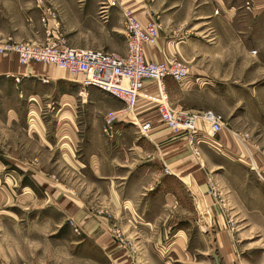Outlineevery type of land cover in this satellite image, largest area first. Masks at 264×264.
<instances>
[{
  "label": "crops",
  "instance_id": "0c3cea01",
  "mask_svg": "<svg viewBox=\"0 0 264 264\" xmlns=\"http://www.w3.org/2000/svg\"><path fill=\"white\" fill-rule=\"evenodd\" d=\"M3 1L0 37L42 42L32 10L36 0ZM53 1L65 44L64 32L102 37L96 45L85 39L66 44L76 49L123 55L125 47L115 45L117 36L124 43L121 11H131L141 24L156 18L161 39L144 47L145 60L179 58L188 68L184 84L163 82L170 106L196 112L188 100L209 94L228 120L219 117L222 126L264 133V0H139L135 6V0ZM102 7L107 20L99 23L93 16ZM154 95V85L145 81L132 113L138 126L150 122V130L141 135L131 125L114 126L119 138L109 145L100 134V115L116 111V99L81 87L78 77L36 64L21 66L14 56L0 55V201L13 195V202L30 207L36 180L42 181V194L61 213L57 229L70 221L81 234L77 245L91 248L81 259L92 264H242L218 213L229 214L224 202L242 193L243 175H237L230 154L210 155L206 134L193 154L183 134L160 125L155 108L148 107ZM98 97L105 100L100 110L94 104ZM46 158L66 170L39 177L35 167ZM7 165L17 170H6ZM198 196L208 216L202 228L189 201ZM113 227L131 241V251L115 244Z\"/></svg>",
  "mask_w": 264,
  "mask_h": 264
},
{
  "label": "rangeland",
  "instance_id": "374dc122",
  "mask_svg": "<svg viewBox=\"0 0 264 264\" xmlns=\"http://www.w3.org/2000/svg\"><path fill=\"white\" fill-rule=\"evenodd\" d=\"M138 1L139 0H135L133 6H135ZM46 2L54 9L57 14V21L60 24L59 6L53 4V0H46ZM4 5V1L0 0V11L3 10L2 8ZM6 8L7 10H11L12 6L8 4ZM100 9L101 8L94 13L93 18L95 21L102 23L106 21L107 18H102L103 14H100ZM32 10L35 11L37 17V10L34 6ZM193 23L197 24V21H193ZM59 28H61V25ZM66 33L67 32H64V37L68 46H72V40L78 41L80 39H85L89 44L96 45L98 41L101 42L102 39V37L97 35H89L86 37L80 35L67 36ZM192 35L193 34H191V37ZM196 37L197 36H195V38ZM158 39L160 40L161 38ZM115 45L117 49H124L123 47L125 46L120 36L116 37ZM184 63L187 65L186 62ZM36 65L49 68L53 70L55 74L71 77L66 72L58 70L53 66L43 64ZM200 88L203 87L201 86ZM188 101L190 103L192 102L196 112L211 111L220 117L223 123H228L226 117L220 116L221 110L219 108V101L215 96L197 94ZM154 102H156L155 95L149 97L148 107L150 109L156 107ZM104 103L105 100L102 97H98V99L94 101L95 107L98 110L104 108ZM116 103L117 108L115 110H121L123 108L122 104L118 103V101ZM110 112H112V110H110ZM110 112H105L100 115V125L103 124V117ZM152 113L155 114V111ZM123 121L127 122L125 119H123ZM51 123L53 124V122ZM119 125L125 126L126 124L117 122L114 126ZM229 125V127L223 126V131L217 135H210L206 128H204V132H202V134L207 135L208 141L210 142L211 147L208 148L210 155L214 158L215 156L230 154L236 162L235 165L238 168L237 175L239 176L241 174L245 179V187L242 193L237 196L231 195L227 197V201H223L226 205H224L223 208L227 207L228 211L230 210L229 214L225 215L224 213L223 215L220 211L218 214L223 221L225 231H227V234L231 237V245L236 258H238L242 264H264V169L260 165V163L264 165V133L236 131L234 126L231 124ZM229 131L248 134V142H246V144L248 145V150L258 167L259 174L263 181H261L255 173L250 171L246 164L240 162L244 153L237 141L230 136ZM112 132H114L113 128ZM100 134L109 145H113L115 139L119 138V135L116 133V138H114V140L110 139L113 141L111 143L102 132V128ZM220 145H222L221 148ZM258 158H260V161ZM46 159H44V163H38L35 167V172L39 177L43 178V174L55 175L58 177L62 171L66 170L65 165L59 162L54 164L50 161L51 159ZM17 167L22 168V165L17 164ZM12 168L15 167L7 165L5 169L11 170ZM39 172H42V174ZM8 174L12 175L10 171ZM7 179L8 181L7 183L5 182V184L9 183L10 185L11 180L9 178ZM35 185V203L34 205H30V207H28L26 202H13V195L4 197V204L0 201V264H92L90 261L81 259L82 255L91 253L90 246L88 244L77 245V240L80 239L81 234L77 235V233H74L73 227L69 225V222H67L66 229H57L59 223L62 221L61 213L55 206H51V202L42 194V187H44L43 182L37 179ZM189 201L190 205L195 207L196 220L200 218L202 221V228V226H205L204 223L208 224V216L204 208V201L201 196L196 197V199L189 198ZM213 202L215 204V201ZM216 202H220L217 197ZM194 246H197V244H194Z\"/></svg>",
  "mask_w": 264,
  "mask_h": 264
},
{
  "label": "built area",
  "instance_id": "2783aa9c",
  "mask_svg": "<svg viewBox=\"0 0 264 264\" xmlns=\"http://www.w3.org/2000/svg\"><path fill=\"white\" fill-rule=\"evenodd\" d=\"M108 6H114V2H110ZM34 7L37 10L38 23L42 27L43 41L15 42L9 38L0 37V55L14 56L17 64L21 66L29 64L53 66L72 77H78L81 87L94 88L119 101L123 108L103 117L102 132L108 140L116 138L117 134L115 131L112 132V128L117 122L135 127L141 135L150 130V122H144L138 126L132 115L145 81L151 82L155 88L156 102L154 104L158 123L172 133L183 134L193 154H196L195 146L200 141L202 129L206 128L210 135H217L223 131L224 127L219 117L211 111H185L171 107L167 102L163 82L165 79H170L175 84H184L188 76V68L177 58H169L163 62L145 60L144 47L156 44L161 29L156 18L141 24L131 11L122 10L121 27L125 53L118 55L113 52L68 47L64 38L58 33L54 9L40 0L35 1ZM100 10V14H103V7ZM27 22L30 21L27 20ZM14 81L18 80L14 79ZM229 133L244 153L241 160L239 159L240 162L246 164L249 170L263 181L246 144L248 134L234 131ZM112 140H110L111 143ZM69 225L71 226L70 221ZM76 231L73 228V232L76 233ZM111 237L122 249L132 250L133 244L118 228L111 229Z\"/></svg>",
  "mask_w": 264,
  "mask_h": 264
}]
</instances>
